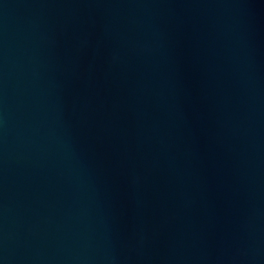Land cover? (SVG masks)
Wrapping results in <instances>:
<instances>
[{
    "label": "water",
    "instance_id": "95a60500",
    "mask_svg": "<svg viewBox=\"0 0 264 264\" xmlns=\"http://www.w3.org/2000/svg\"><path fill=\"white\" fill-rule=\"evenodd\" d=\"M0 264H264V0H0Z\"/></svg>",
    "mask_w": 264,
    "mask_h": 264
}]
</instances>
